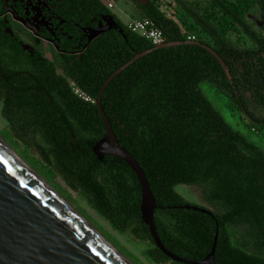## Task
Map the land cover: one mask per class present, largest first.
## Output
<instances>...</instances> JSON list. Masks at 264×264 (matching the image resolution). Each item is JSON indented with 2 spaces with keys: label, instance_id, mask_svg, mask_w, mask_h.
I'll return each mask as SVG.
<instances>
[{
  "label": "trees",
  "instance_id": "1",
  "mask_svg": "<svg viewBox=\"0 0 264 264\" xmlns=\"http://www.w3.org/2000/svg\"><path fill=\"white\" fill-rule=\"evenodd\" d=\"M129 1L137 19H150L164 41H198L212 48L228 67L232 83L207 50L180 44L140 57L101 95L116 139L138 162L153 194L160 242L175 255L200 260L210 252L217 227L216 264H264V150L233 128L201 88L208 83L222 94L255 134L264 130V0H208L205 12L187 0H172L206 38H199L191 26V33L184 32L152 0L144 5ZM75 2V23L90 25L110 15L122 32L100 34L80 58L57 55L52 61L39 54L30 57L16 35L0 25L5 136L37 153L113 230L147 243L142 251L146 260L183 264L157 248L142 222L135 173L119 158L98 160L93 155L92 146L104 134L103 121L95 104L76 97L67 83L72 80L96 100L113 71L153 45L128 29L102 0ZM252 8L261 15L259 30L245 18ZM175 14L186 23L182 13ZM235 25L251 46L229 38L226 32ZM188 35L195 39L187 40ZM177 185L198 187L211 209L186 200L175 190Z\"/></svg>",
  "mask_w": 264,
  "mask_h": 264
},
{
  "label": "water",
  "instance_id": "2",
  "mask_svg": "<svg viewBox=\"0 0 264 264\" xmlns=\"http://www.w3.org/2000/svg\"><path fill=\"white\" fill-rule=\"evenodd\" d=\"M146 2L147 0H137V3L142 5ZM109 30L122 32L113 17L106 15L101 17L91 37ZM180 44H194L207 50L218 61L225 78L232 85L228 67L222 59L212 48L198 41H164L144 52L135 53L106 78L98 91L95 106L104 124V134L92 146V153L98 160L105 156L119 158L135 173L141 192V220L148 228L154 244L169 259L183 264H216L214 252L217 227L210 252L200 260L175 255L162 245L153 222L155 201L144 172L116 139L100 103L106 86L130 64L154 50ZM23 49L28 50V46L23 45ZM10 152L0 145V264H127L104 240L92 233L76 214L64 205V201L51 192L50 187L48 190L36 179L25 163L27 168ZM190 208L212 216L205 208Z\"/></svg>",
  "mask_w": 264,
  "mask_h": 264
},
{
  "label": "rangeland",
  "instance_id": "3",
  "mask_svg": "<svg viewBox=\"0 0 264 264\" xmlns=\"http://www.w3.org/2000/svg\"><path fill=\"white\" fill-rule=\"evenodd\" d=\"M104 0L102 2H107ZM114 3V7L110 9L124 24L128 20L137 19L139 17L137 9L129 0H110ZM161 12L171 17L179 23L182 30L191 33V28L197 32L199 38H206L200 28L194 24L188 16L183 13L180 7L172 0H152ZM192 6H195L201 12H205L208 6V0H187ZM175 12L182 13L186 19V23L182 24L176 17ZM256 30L261 25V15L259 11L252 8L245 16ZM231 40L239 46L249 47L251 42L241 32L238 26H231L226 32ZM201 88L210 99L215 108L224 116L226 121L235 129L243 133L247 139L257 143L264 150V130L259 134H255L247 128V123L243 115L230 108L228 100L208 83L201 84ZM7 130L6 122L0 117V140L14 152L42 181H44L72 210L81 216L104 240H106L127 262L130 264H155L145 259L142 251L147 247V243L134 240L130 236L120 234L113 230L110 225L101 218L93 209H91L84 198L78 192L71 190L66 186L64 181L53 171H50L41 157L34 151L25 148L21 143L8 140L5 136ZM175 190L181 194L186 200L192 203L203 205L211 209V207L202 199L201 193L196 186L177 185Z\"/></svg>",
  "mask_w": 264,
  "mask_h": 264
},
{
  "label": "flooded vegetation",
  "instance_id": "4",
  "mask_svg": "<svg viewBox=\"0 0 264 264\" xmlns=\"http://www.w3.org/2000/svg\"><path fill=\"white\" fill-rule=\"evenodd\" d=\"M75 5V0H0V25H4L5 33L16 35L22 50L32 58L37 54L52 61L57 55L60 59L80 58L104 32L91 37L100 20L94 19L90 25L82 24V20L75 23L71 18Z\"/></svg>",
  "mask_w": 264,
  "mask_h": 264
},
{
  "label": "built area",
  "instance_id": "5",
  "mask_svg": "<svg viewBox=\"0 0 264 264\" xmlns=\"http://www.w3.org/2000/svg\"><path fill=\"white\" fill-rule=\"evenodd\" d=\"M107 8L112 9L113 4L111 2L106 4ZM126 26L128 29H130L132 32L137 33L144 39H146L151 45H157L159 43L164 42V36L162 34V31L157 28L153 22L148 18H141V19H131L128 20L126 23ZM195 37L193 35H188L187 40H194ZM68 86L72 93L81 99L84 102H94V98L91 97L88 93L83 91L81 88H79L75 82H73L70 79H67Z\"/></svg>",
  "mask_w": 264,
  "mask_h": 264
},
{
  "label": "bare ground",
  "instance_id": "6",
  "mask_svg": "<svg viewBox=\"0 0 264 264\" xmlns=\"http://www.w3.org/2000/svg\"><path fill=\"white\" fill-rule=\"evenodd\" d=\"M0 145H2L3 147H5L6 148V150H8L9 152L11 151L5 144H4V142H2L1 140H0ZM12 155H13V157H15L24 167H26L25 166V164H24V162L14 153V152H10ZM27 168V167H26ZM28 170V169H27ZM32 175H34L35 177H36V179H38L39 181H41L42 182V184L48 189V190H50L49 189V186L44 182L43 183V181L41 180V179H39V177H37V175H35L31 170H28ZM51 192L55 195V196H57L58 197V195L55 193V192H53L52 190H51ZM64 205L70 210V211H72L74 214H76V216L80 219V221L92 232V233H94L96 236H98L99 238H101L102 240H104L81 216H79L74 210H72L71 208H70V206H68V204H66L65 202H64ZM105 242H106V244H108V246H110L111 248H112V250H113V252L118 256V257H120L124 262H126L127 264H130L129 262H127L106 240H104Z\"/></svg>",
  "mask_w": 264,
  "mask_h": 264
},
{
  "label": "crops",
  "instance_id": "7",
  "mask_svg": "<svg viewBox=\"0 0 264 264\" xmlns=\"http://www.w3.org/2000/svg\"><path fill=\"white\" fill-rule=\"evenodd\" d=\"M102 1H104V0H102ZM109 2H111L112 4H113V7H114V3L112 2V1H107V2H103L104 4H107V3H109Z\"/></svg>",
  "mask_w": 264,
  "mask_h": 264
}]
</instances>
